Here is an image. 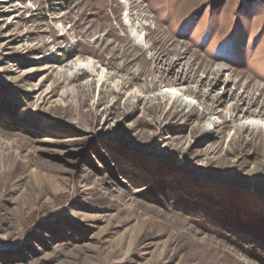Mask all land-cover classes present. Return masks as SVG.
<instances>
[{
    "label": "rangeland",
    "instance_id": "rangeland-1",
    "mask_svg": "<svg viewBox=\"0 0 264 264\" xmlns=\"http://www.w3.org/2000/svg\"><path fill=\"white\" fill-rule=\"evenodd\" d=\"M250 118L264 0H0V264H264Z\"/></svg>",
    "mask_w": 264,
    "mask_h": 264
},
{
    "label": "bare ground",
    "instance_id": "bare-ground-1",
    "mask_svg": "<svg viewBox=\"0 0 264 264\" xmlns=\"http://www.w3.org/2000/svg\"><path fill=\"white\" fill-rule=\"evenodd\" d=\"M87 64V66H88V63H83L81 60H78V66L79 67H82V66H85ZM77 67V66H76ZM169 90H171L172 92H174L175 91V89H171V88H169ZM135 99V98H134ZM129 104L130 105H133V104H135V100H133V101H130L129 102ZM249 121H254V122H252L251 123V125H253L254 127H257V128H260V129H264V120H261V119H254V118H250V119H248ZM212 126V122H209L208 124H207V127H211Z\"/></svg>",
    "mask_w": 264,
    "mask_h": 264
}]
</instances>
